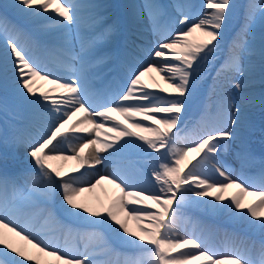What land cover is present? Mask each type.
I'll use <instances>...</instances> for the list:
<instances>
[{
  "label": "snow or ice",
  "instance_id": "obj_1",
  "mask_svg": "<svg viewBox=\"0 0 264 264\" xmlns=\"http://www.w3.org/2000/svg\"><path fill=\"white\" fill-rule=\"evenodd\" d=\"M10 7L26 27L0 16V70L26 112L5 143L23 145L32 170L0 168V264H144L121 259L114 244L143 251L148 264H264V172L237 177L220 159L229 141L240 140L238 156L247 155L240 129L253 100L243 90L257 57L264 73V33L257 45L253 31L257 23L264 29V0L242 6L231 34L234 0H204L199 10L177 4L175 15L144 0L125 5L119 22L95 0H12ZM145 17L154 41L138 27ZM229 35L215 69L217 99L203 126L187 130L181 123L197 81ZM37 80L51 87L40 91ZM2 107L7 111L6 102ZM137 153L147 157V170L133 159ZM105 184L117 193L107 204L98 196L92 202L89 194ZM230 189L236 191L228 196ZM246 196L258 199L245 203ZM185 206L227 215L259 239L233 232L239 244L218 252L203 231L184 227ZM32 221L56 226L63 243Z\"/></svg>",
  "mask_w": 264,
  "mask_h": 264
},
{
  "label": "bare ground",
  "instance_id": "obj_2",
  "mask_svg": "<svg viewBox=\"0 0 264 264\" xmlns=\"http://www.w3.org/2000/svg\"><path fill=\"white\" fill-rule=\"evenodd\" d=\"M203 1L204 0H165V2H162L160 0H155V2L158 3L162 8L166 9L170 13H173L174 15L176 14V5L177 4L190 3V4L197 6L198 2H200L202 5ZM241 1H242L243 5H245L248 2V0H241ZM95 2L100 3V2H97L96 0H95ZM105 2L110 7L113 6L112 8L106 7L105 11H108L111 14H116V15H114V18L112 20L119 22V21H123V19H124L123 14L125 12V8H124L125 5H127L129 3H135L137 5H142L144 3V0H119L117 2L115 0H105ZM11 3H12V0H0V13H2V16H6L9 21L16 23V24H19L21 27L26 26L25 22L23 20H21L16 15L15 11L10 7ZM100 4H102V3H100ZM197 10H198V6H197ZM258 26L261 28L260 24H258ZM138 27L143 31L145 40H149V39H151L153 41L155 40V36L150 31L149 23H148V20L146 17L139 23ZM261 30L262 31H260L258 33L259 36H261L262 33H264V29L261 28ZM198 38H199L198 34L194 35V37H193L194 40L198 39ZM3 46H4L3 45V39H2V37H0V50L3 49ZM228 48H229V45H227V49ZM221 49H223V48L221 47ZM256 59H259V57H257ZM222 62H223V59L220 58V61H219V63H217V65L214 62V65H209L207 67V71H202V75H201L200 79L197 81V84L200 83V81L206 77V75L211 70V67H213V73H215V77H216L217 73H216L215 69L219 68V66ZM259 72H261L260 67L256 66V71H255L254 77L248 83L250 86H254L256 88L263 89L264 88V79L263 78L261 79L262 83H259L258 81L256 82L257 77H255V76H258ZM0 75H2V80H4V75H3L2 70H0ZM151 75L155 76L154 73ZM9 76H10V73H9ZM145 79H146V82H150L148 77H146ZM156 79L159 80V77L157 76ZM221 82H222V78H221ZM213 84H214V79L210 78L204 85L198 86L202 90V92H198V94H200V98L197 101H195L194 103H189V105L187 107V111L185 112V114L183 116V120H182L183 124L184 123H190L187 119L190 118L192 114L200 113V104L202 103V101L206 97H209L213 93V92L210 93L209 91L207 92V88L213 90V87L212 88L210 87ZM34 86L38 87L40 89V91H45L51 87V85H48L47 83H45L43 81H39V80L36 81V84ZM4 89L2 87H0V93L3 94L4 97H6L8 95L6 92H4ZM218 89H219V87H218ZM219 91H220V89H219ZM233 91H234V95H235V90H233ZM249 91L250 90L247 88L246 93L249 94V96H250L251 93H249ZM215 97L217 98V95H215ZM3 103H0V109H3V107H2ZM251 106H252V103L245 105V113L254 115L255 112ZM23 107L25 108L24 105H23ZM2 116H5V114L2 113ZM263 116H264V114H263ZM117 119H123V118L117 115ZM248 119H249V117L246 120L245 126L242 129H240L241 140H243L244 144L246 145L247 155L238 156V153H240V151H241V148H240L241 141L240 140L229 141L227 148H222L220 151V159L229 167V169L233 172L234 176H237V177L238 176H244L245 178L251 177L253 175V173L260 172L264 168V155L258 152V148L264 147V137H263V140H260V138H257L256 136L253 138H250L249 136H247V134H244V129H248L250 127L248 124V121H249ZM198 122L200 123V126H203V124L205 123V121L202 118ZM194 123L197 124V122H194ZM21 124H22V122H21ZM7 128H9V127H7L4 124L3 130H6ZM10 130H11L10 128L7 129V131H8L7 134L9 136H11ZM260 132L262 134L264 133L262 131H260ZM2 139L5 140V135L2 136ZM75 142L76 141H73V143H75ZM232 142H235L236 145L233 146L231 144ZM2 143H4V142H2ZM183 143H184V141L182 140L180 142L179 146H183ZM143 158L145 159V161L140 160V158H138V159L142 163L141 166L145 167V170H147V165H146L147 158L146 157H143ZM133 159H135V158H133ZM228 161H232V162L230 163ZM22 163L27 166V164L24 163L23 159H22ZM74 163H75L74 161H70L69 165H72ZM256 163H261V164L258 165L256 167V169H254V170L249 169L251 166H256ZM18 164H19V161H18ZM2 166H3V164H2ZM22 168H24V167H22ZM100 171L102 173H105V172H111L112 169L111 168L105 169V168L101 167ZM117 191L118 190H116L113 185L105 184V185H103L102 189H98L95 194H89V198L92 202H95V197L98 196L102 201H104L105 204H107L108 200L111 197H113L117 193ZM235 191H236L235 189H230L226 195L231 196ZM257 199H258V197L246 196L244 198V202L245 203H251L253 201H256ZM59 203H60V196H59V194H57L55 199H54V206H55L57 214L63 218L64 214L59 209ZM181 211H182V221L185 222L184 227H186L187 231L188 232H195L197 235H200L201 232L203 231L202 239L207 240V242L209 243V246L214 247V249L218 252L230 251L239 244V241H235V240H232L229 238L230 234L233 232L238 233L240 236H250L252 238L259 239V233L255 232L251 229H248L247 226L244 224L234 222L227 215L213 214V213L205 212L203 209H193V208L188 207V206H185V208H183ZM65 222H67V221L65 220ZM32 223H33L34 227L37 229H41V230H45V231H48L50 229H56V226L50 225V224H45L42 221H32ZM130 226L134 227V225H130ZM47 228H49V229L47 230ZM97 230H99V229H97ZM99 231H102V230H99ZM60 232L61 231H57V229H56V230H53L51 232H44V234L51 237V235L57 236V234H59ZM102 234L105 236V239H109V235L106 232L102 231ZM9 235H10L13 243L24 244L23 241H19V238L11 236V234H9ZM112 247H114L117 251H120L122 253L121 259H123V256H125V255L135 258L136 255L138 254L130 246H124V247H127L126 249H124V248H122L123 247L122 245H115L114 244V245H112ZM26 249H27L29 254L34 253V249H32L30 245H27ZM139 256L142 258V261L144 262V264H148L149 257L147 256L146 253L139 252Z\"/></svg>",
  "mask_w": 264,
  "mask_h": 264
},
{
  "label": "rangeland",
  "instance_id": "obj_3",
  "mask_svg": "<svg viewBox=\"0 0 264 264\" xmlns=\"http://www.w3.org/2000/svg\"><path fill=\"white\" fill-rule=\"evenodd\" d=\"M103 1H105V0H103ZM234 2L237 5V11H236V13L233 16L232 24H231L230 28L228 29V32L230 34L233 33V31L238 27V24L242 20V6H243L242 1L241 0H234ZM203 3H204V1L202 2V5H203ZM202 5H200V6H202ZM200 6H198V10H199ZM107 16L110 18L112 15H111V13H108ZM258 24L259 23H257L256 26H255V28L253 29V31L255 33L257 45H259L260 37H261V36L258 35V33L260 31H262L261 28L258 26ZM230 41H231V35H229L226 38V40L224 42H222V48L223 49H221L219 51L221 53H218L217 54V59H216V62L217 63L219 62L220 58H222L223 61H224L225 57L227 56V54H228L227 45H229ZM255 63H256V66H259L260 65L259 59H256L255 60ZM211 69H213V67H211ZM212 76H213V72H211V73L209 72V74H207L206 77L203 80H201V84H205V82L207 81L208 78L214 79V77H212ZM255 77H257L256 78V82L258 81L259 83H262L261 82V79L262 78L264 79V73L259 72L258 76H255ZM234 79L235 80H239L240 77L239 76H235ZM213 85H211L210 87L212 88ZM0 87H2L3 89L5 88L4 89V92H6L7 95H8V96L4 97V95L0 93V103H2V101L5 102V99H3V98H7L8 100H10V104H9L10 107L7 108V111H4V113H6V112L9 111L8 113H6L8 116H6V117H3V116L1 117L0 116V130H2V122H4V124H5V120H8L9 121L7 123V125H11V126L13 125V126H15V124H16L15 120L19 117V115L21 113V109H19V103L16 102V100H15V98L13 96V93L11 91V88L8 87L6 89V87L4 85V80H2V75H0ZM247 88L250 90L249 91V93H251L250 96H249V94L246 93ZM208 91L210 93L213 92V90L207 88V92ZM215 92L217 94L219 93L218 87L215 88ZM243 92H244V95L249 96L250 98H252L253 103H252V106L251 107H252V109L255 112L254 115L253 114H246V117L247 118L248 117L250 119L253 118V120H254V122L253 121L248 122V124H250V128L246 129V134L247 135H250L252 137L255 136V135H257V134L260 135L259 134V131L261 129L264 130V118H263V114H264V104H261L260 103L261 97H264V88L263 89H259V88H256L254 86H250L249 83H247V86L244 88ZM233 93H234V91H233ZM235 95L237 96V99H241L242 98L237 93H235ZM198 97H199V94H198V89H197L195 96L191 99V101L189 103H193L194 101H196L198 99ZM216 99L217 98L212 93L209 97H206L203 100V102L200 105V109L201 110H207L208 107H209V105L211 104V102L212 101H215ZM1 112H2V109H0V115H1ZM10 117H12V119ZM13 117L15 118V120H13ZM1 118H2V120H1ZM191 120L193 121L194 119L193 118L188 119V121H191ZM0 134H1V131H0ZM260 136H261V138H263L262 135H260ZM0 139H1L0 140V144L2 145V141H3L2 140V137H0ZM5 145L6 146H10L12 148H15L16 153L18 154V156L20 158L23 159L24 163H26L27 165H30V162L26 159L25 147L23 145H18L19 147L15 146L13 144H10V143H7V144L5 143ZM9 151L11 152V150H9ZM2 161H4V160L2 159ZM7 161L10 162V161H12V159L9 158V159H7ZM8 165L12 166L11 164H8ZM29 168L30 167H26L24 170H29L30 171ZM103 203H104V201H103ZM135 250L136 251H141V250H138V249H135Z\"/></svg>",
  "mask_w": 264,
  "mask_h": 264
}]
</instances>
